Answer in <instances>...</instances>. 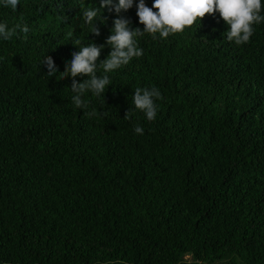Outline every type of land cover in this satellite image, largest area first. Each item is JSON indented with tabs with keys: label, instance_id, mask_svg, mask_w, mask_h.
<instances>
[{
	"label": "trees",
	"instance_id": "1",
	"mask_svg": "<svg viewBox=\"0 0 264 264\" xmlns=\"http://www.w3.org/2000/svg\"><path fill=\"white\" fill-rule=\"evenodd\" d=\"M138 4L102 9L96 35L81 6L100 0L0 3V22L30 29L0 38V264H264V22L243 45L219 12L137 37L143 55L85 95L92 118L71 76L47 75L43 59L63 72L75 41L106 59L115 19L143 30ZM136 87L161 92L155 120Z\"/></svg>",
	"mask_w": 264,
	"mask_h": 264
},
{
	"label": "clouds",
	"instance_id": "2",
	"mask_svg": "<svg viewBox=\"0 0 264 264\" xmlns=\"http://www.w3.org/2000/svg\"><path fill=\"white\" fill-rule=\"evenodd\" d=\"M5 7H11L15 11L19 0H0ZM134 0H100V7L81 6L83 22L94 28L92 33L100 35L96 27V20L102 18V9H112L116 13L127 11L133 7ZM137 16L139 23L144 25L143 30L130 28V21L126 18L114 20L112 34L107 38L106 44L111 47L108 57L97 63L101 50L105 45L97 46L96 43L82 45L80 41L74 44L79 47L78 52L72 54V59L65 65V70L60 72L53 58L46 56L42 64L47 66V75L56 76L62 73L63 79L71 76L72 84L71 103L75 108L85 110L88 118L97 115L96 110L87 111L89 103L84 99L89 92L95 97H101L105 89L111 85L109 73L129 64L134 58L143 55V49L138 46L137 37L145 33L153 39H167L170 34L182 33L197 22L202 21L206 15L219 12L220 17L230 26L224 33L229 42L243 45L250 41L254 34V25L264 22V0H154L152 7L145 4V0H139ZM155 9V11L153 10ZM30 29L26 24L16 23L9 27L6 22H0V38L10 40L19 33L27 34ZM98 66L103 75H97ZM86 77L82 82L76 77ZM132 97L135 110L145 114L148 121H153L157 114L156 100L163 99L161 92L156 87H136ZM107 113H105L106 115ZM133 107L126 113L124 119L131 120ZM134 132L142 135L144 129L139 124L134 126ZM199 264V262H197Z\"/></svg>",
	"mask_w": 264,
	"mask_h": 264
}]
</instances>
